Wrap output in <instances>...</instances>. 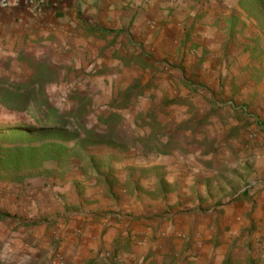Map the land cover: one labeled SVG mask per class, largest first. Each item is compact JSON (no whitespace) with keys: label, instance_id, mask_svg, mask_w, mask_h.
I'll use <instances>...</instances> for the list:
<instances>
[{"label":"rangeland","instance_id":"rangeland-1","mask_svg":"<svg viewBox=\"0 0 264 264\" xmlns=\"http://www.w3.org/2000/svg\"><path fill=\"white\" fill-rule=\"evenodd\" d=\"M146 8L143 25L124 29V67L110 64L119 35L79 70L37 57L0 64L14 82L38 62L54 67L50 101L97 132L108 128L100 117L121 116L108 141L23 183L0 181L36 211L0 213L1 262L91 264L58 251L91 236L110 264H264V0ZM25 119L0 106V127ZM144 246L162 259H137Z\"/></svg>","mask_w":264,"mask_h":264},{"label":"crops","instance_id":"crops-1","mask_svg":"<svg viewBox=\"0 0 264 264\" xmlns=\"http://www.w3.org/2000/svg\"><path fill=\"white\" fill-rule=\"evenodd\" d=\"M7 1L9 5L3 6L0 0V64L10 62L11 65L21 61L23 65L26 58L37 57L64 61L79 70L89 66L87 63L94 58L99 59L96 55L107 39L119 35L118 43L111 50L116 51L118 57L110 64L124 67V55L130 51L127 42L131 37L124 29L133 23L143 25L147 12L146 0H47L44 14L38 16L34 9L25 5L26 0H20L19 5H16L19 0ZM159 3L156 2L154 9ZM16 196L12 191L0 190V213H23L26 219L35 217L36 211L32 212V207H22ZM48 205L44 203V207ZM71 237L72 244L58 250L61 255L67 254L66 258L74 262L110 264L99 249L98 237ZM146 252L144 246L135 251L134 256L145 263L162 259L147 257Z\"/></svg>","mask_w":264,"mask_h":264},{"label":"trees","instance_id":"trees-1","mask_svg":"<svg viewBox=\"0 0 264 264\" xmlns=\"http://www.w3.org/2000/svg\"><path fill=\"white\" fill-rule=\"evenodd\" d=\"M32 68L23 81L0 77V106L28 118L0 127V181L23 183L40 175L39 171L49 164L67 162L74 156L73 150L108 141L114 137L121 119L120 114L111 112L100 117L108 125L105 131L88 128L75 110L62 111L50 101L46 85L54 82V67L38 62ZM70 141L74 142L73 147L68 144Z\"/></svg>","mask_w":264,"mask_h":264},{"label":"built area","instance_id":"built-area-1","mask_svg":"<svg viewBox=\"0 0 264 264\" xmlns=\"http://www.w3.org/2000/svg\"><path fill=\"white\" fill-rule=\"evenodd\" d=\"M47 0H26L25 5L31 9H34L38 16L43 15L45 11V6H46ZM20 4V0L16 2V5ZM2 5L3 6H8L9 1L7 0H2Z\"/></svg>","mask_w":264,"mask_h":264}]
</instances>
